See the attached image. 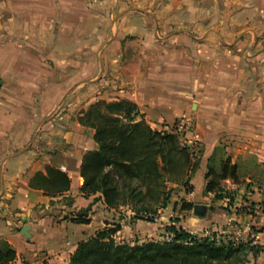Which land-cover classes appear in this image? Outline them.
Instances as JSON below:
<instances>
[{"label": "crops", "instance_id": "crops-1", "mask_svg": "<svg viewBox=\"0 0 264 264\" xmlns=\"http://www.w3.org/2000/svg\"><path fill=\"white\" fill-rule=\"evenodd\" d=\"M98 101L132 102L162 133L192 123L177 137L195 155L190 195L264 203V0H0V241L12 264H68L97 231L132 225L116 217L125 206L88 211L94 198L81 192L98 145L79 119ZM48 167L67 175L68 191L31 185ZM79 211L89 223L72 221ZM246 222L264 247V214L236 225ZM245 264H264V252Z\"/></svg>", "mask_w": 264, "mask_h": 264}, {"label": "trees", "instance_id": "trees-1", "mask_svg": "<svg viewBox=\"0 0 264 264\" xmlns=\"http://www.w3.org/2000/svg\"><path fill=\"white\" fill-rule=\"evenodd\" d=\"M79 121L95 130L94 140L98 145L96 151L84 156L81 169L84 179L81 192L86 199L94 198L88 211L98 202H103L109 210L128 206L135 211L137 204H142L132 219L152 223L151 214L156 213L152 205L162 198V208L167 206L169 197H164V191L171 176L174 182H182L188 191L192 190L183 172L187 165L190 167L189 151L180 147L177 135L152 130L132 102L98 101ZM222 173L223 179L235 177V169L229 172L228 166L223 167ZM46 174L36 175V182L31 185L43 188L50 197L69 190L67 175L51 167L46 169ZM135 183L140 185L134 187ZM213 184H209L208 190H212ZM216 199L223 200L225 195ZM183 209L192 211L194 205L184 204ZM72 221L90 222L76 216ZM121 230V224L115 223L97 231L78 244L68 264H245L249 255L257 258L264 252V247L254 241L234 243L204 238L182 227L167 229L172 235L169 241H119L117 235ZM253 230L256 235L260 233ZM15 259V251L7 242L0 241V264H12Z\"/></svg>", "mask_w": 264, "mask_h": 264}, {"label": "rangeland", "instance_id": "rangeland-1", "mask_svg": "<svg viewBox=\"0 0 264 264\" xmlns=\"http://www.w3.org/2000/svg\"><path fill=\"white\" fill-rule=\"evenodd\" d=\"M178 125V124H177ZM174 129V128H173ZM176 135L179 139L184 138L180 131H176ZM181 146H183V142L180 140ZM192 167H190L188 174L185 177V181L188 183L191 180ZM174 177L171 176L165 185V195L164 197H169L166 208H162V202L164 199H160V201L154 203L153 209L156 211L155 214H151L154 216V222L149 223L145 220H134L132 219L133 213L136 210H139L142 204H137L135 207V211L132 208H128L125 206L116 217L119 221H130L132 225L123 226V230L121 233L117 235V239L119 241L124 242H132L134 240H142V239H152V240H162L167 237V229L175 226L177 228H184L187 231L195 234H203L205 230L215 232L217 230H222L228 227V224L225 226L213 224L218 215H226L227 217L232 215V210L235 208L234 201L231 202H223L221 206H219V201H216L214 198H197L195 195H190V191L186 187H184L180 183H176L173 181ZM140 183H135L134 187L139 186ZM145 203H143L144 205ZM152 204V203H150ZM184 204H193V205H205L210 208V213L208 214V218L204 221L196 218L195 214L191 211H186L183 209ZM131 210V211H129ZM261 217V216H260ZM258 217L257 219H259ZM151 224V225H150ZM157 225L156 228L153 225ZM215 226V227H214ZM217 226V227H216ZM149 227L150 228L149 230ZM256 229V228H254Z\"/></svg>", "mask_w": 264, "mask_h": 264}, {"label": "built area", "instance_id": "built-area-1", "mask_svg": "<svg viewBox=\"0 0 264 264\" xmlns=\"http://www.w3.org/2000/svg\"><path fill=\"white\" fill-rule=\"evenodd\" d=\"M180 128V130H179ZM193 130V125L191 122H188L184 125H177L172 129V134L176 135V131H180L181 134L184 136ZM184 144V142H183ZM185 146V144L183 145ZM190 156H193L195 158L194 152L190 151ZM192 158V159H194ZM264 214V205L263 204H255L253 206L249 205H240L235 207L232 210V215H234L233 221L238 222L241 217L246 216L250 218L251 220L257 219L258 217L262 216ZM253 226L251 225V222H246L244 224H238L235 226L228 225L227 228L222 230H217L215 232L205 230L203 234H195L199 237L204 238H211V239H223L227 241H231L234 243L238 242H247V241H254L256 244V233L253 230ZM191 233V232H190ZM171 240L172 235L167 234V237L162 240Z\"/></svg>", "mask_w": 264, "mask_h": 264}, {"label": "water", "instance_id": "water-1", "mask_svg": "<svg viewBox=\"0 0 264 264\" xmlns=\"http://www.w3.org/2000/svg\"><path fill=\"white\" fill-rule=\"evenodd\" d=\"M206 212H207V207H205V206L197 205L194 207V214L196 216L203 217V216H205ZM76 215H77V217H87L89 215V213L87 211H79V212H76ZM22 221L24 224H26L27 222L30 221V219L25 218ZM232 225H236V222L234 221L232 223ZM29 231H30V227L28 225H25L21 229L20 233L22 236H25L26 238L30 239Z\"/></svg>", "mask_w": 264, "mask_h": 264}]
</instances>
